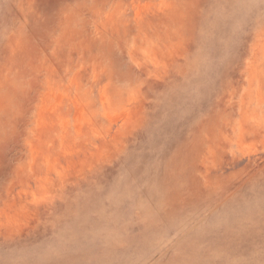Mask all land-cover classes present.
Listing matches in <instances>:
<instances>
[{
	"label": "rangeland",
	"instance_id": "1",
	"mask_svg": "<svg viewBox=\"0 0 264 264\" xmlns=\"http://www.w3.org/2000/svg\"><path fill=\"white\" fill-rule=\"evenodd\" d=\"M0 264H264V0H0Z\"/></svg>",
	"mask_w": 264,
	"mask_h": 264
}]
</instances>
